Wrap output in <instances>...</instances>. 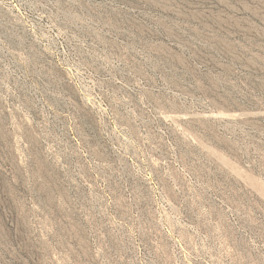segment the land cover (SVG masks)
<instances>
[{"label": "rangeland", "instance_id": "1", "mask_svg": "<svg viewBox=\"0 0 264 264\" xmlns=\"http://www.w3.org/2000/svg\"><path fill=\"white\" fill-rule=\"evenodd\" d=\"M123 251L264 264V0H0V264Z\"/></svg>", "mask_w": 264, "mask_h": 264}, {"label": "built area", "instance_id": "2", "mask_svg": "<svg viewBox=\"0 0 264 264\" xmlns=\"http://www.w3.org/2000/svg\"><path fill=\"white\" fill-rule=\"evenodd\" d=\"M255 199L251 198H245L243 201H237L236 205L237 207L246 205L254 201ZM257 201V200H255ZM236 207V208H237ZM233 206H220V207H213L209 209H201L199 207H191L188 209H180V208H172L171 210H168V213H166L171 219H178V218H186L189 215H193L198 219H201L202 217H207L212 221H215L216 223H220L221 226L218 228V233H224V243L227 244L228 241L230 242V245H242L247 240L252 241L249 238H245L247 234L251 233L248 231L250 229V226H257L256 224L261 221L263 213L257 211L255 214L248 213L247 211H241L239 213L234 212ZM144 213L147 215V217H160L161 212L157 208H150ZM163 213L164 210H163ZM235 220H240L242 222L243 227L245 228V235L240 236H231L230 233L232 232V229L229 227L230 225L235 222ZM256 222V223H254ZM249 225V227H245V225ZM252 229V228H251ZM248 232V233H247ZM217 236V234H216ZM218 238V237H217ZM252 239H255L254 237H251ZM221 242V241H218ZM124 252V251H123ZM248 258L247 260H245ZM195 261H202V260H208L207 264H259L258 263V255L257 253L246 255L243 259H240L238 261H232L231 256L228 253L220 254L218 253L215 257L209 256L208 258H203L197 256L196 258H193ZM104 264H166L165 260H160L156 258L153 255H150L149 253H137L135 256H130L127 252L121 253L120 255H115L109 263ZM171 264V263H169Z\"/></svg>", "mask_w": 264, "mask_h": 264}]
</instances>
